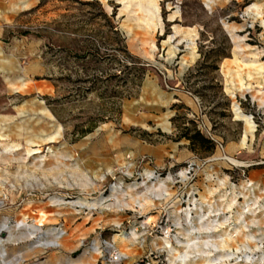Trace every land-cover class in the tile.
I'll use <instances>...</instances> for the list:
<instances>
[{
	"label": "rangeland",
	"instance_id": "1",
	"mask_svg": "<svg viewBox=\"0 0 264 264\" xmlns=\"http://www.w3.org/2000/svg\"><path fill=\"white\" fill-rule=\"evenodd\" d=\"M85 1L0 28V208L43 217L4 235L74 209L132 264H264V0Z\"/></svg>",
	"mask_w": 264,
	"mask_h": 264
},
{
	"label": "crops",
	"instance_id": "2",
	"mask_svg": "<svg viewBox=\"0 0 264 264\" xmlns=\"http://www.w3.org/2000/svg\"><path fill=\"white\" fill-rule=\"evenodd\" d=\"M36 1L0 0V28L9 15L18 13L27 4L32 5ZM121 146L127 149L133 147L130 144H121ZM146 149L145 152L149 154V149L152 148L146 147ZM77 205L80 204L78 203ZM29 213L32 214L31 216L29 215V219L34 222L38 219H43L41 213L35 208L27 211L22 206H16L10 211L8 206H3L0 208V224L12 218L13 223L10 227L12 229L16 228ZM35 213L40 216L34 215ZM79 213L74 209L53 211L51 213V217L47 218L51 222L44 224V226H51L57 221L60 225H64L65 228L61 233L63 234L61 242L48 250H43L35 242L22 240L24 236H12L10 232L4 235V231L0 229V264H112L106 260V250L104 248L98 249V246L101 245L100 238L105 236V231L103 230L105 224H98V220H90L87 216L83 217ZM116 236L119 235L116 234ZM89 240L91 241L90 245L88 244ZM53 242L56 243L55 240ZM115 247L118 250L122 248L121 246L119 248ZM27 250L30 252L29 255L25 254ZM122 253L124 256L116 264H132L140 256L139 253L132 252V250L128 252L122 251Z\"/></svg>",
	"mask_w": 264,
	"mask_h": 264
},
{
	"label": "built area",
	"instance_id": "3",
	"mask_svg": "<svg viewBox=\"0 0 264 264\" xmlns=\"http://www.w3.org/2000/svg\"><path fill=\"white\" fill-rule=\"evenodd\" d=\"M58 231L57 235L61 234L62 231L59 230L58 226L56 227ZM102 243H100L101 245L98 246V249L101 250V249H106L107 250V253H106V260L108 262H111L112 264H116L124 255L123 253L119 252L118 250H116L112 244V242L110 241H106L104 239L101 240ZM258 242V246L261 248L263 246V240H262V236L259 237L257 240ZM55 244V243H54ZM237 252H232L230 254V258L232 259V263H235V262H238V261H242V262H245L244 264H249L251 262H254V260L256 259L255 255H251L250 252H248L249 254H246V251L247 250H238V249H235ZM258 260H260V258L258 257ZM138 264V263H136ZM144 264H147V263H144Z\"/></svg>",
	"mask_w": 264,
	"mask_h": 264
},
{
	"label": "trees",
	"instance_id": "4",
	"mask_svg": "<svg viewBox=\"0 0 264 264\" xmlns=\"http://www.w3.org/2000/svg\"><path fill=\"white\" fill-rule=\"evenodd\" d=\"M89 0H86L85 2H88ZM23 32H25V31H23ZM198 49H199V53H200V56H201V58L203 59V60H206V58L209 56L208 54H209V52H214L215 51V49H213L212 47H210V48H208V49H205V50H201V48H200V46L198 47ZM216 55L217 56H219V53L218 52H216ZM212 68H214L215 67V64H213V62H212V64H209ZM191 137H196V140H199V142H201V141H204L205 140V138L198 132V131H195L192 135H191Z\"/></svg>",
	"mask_w": 264,
	"mask_h": 264
},
{
	"label": "bare ground",
	"instance_id": "5",
	"mask_svg": "<svg viewBox=\"0 0 264 264\" xmlns=\"http://www.w3.org/2000/svg\"><path fill=\"white\" fill-rule=\"evenodd\" d=\"M248 122L250 123V120H249V118H248ZM110 169H108V171H109ZM182 174V173H181ZM104 175V174H103ZM103 175H101V177L103 176ZM183 175V174H182ZM146 177H149V176H146ZM154 189V188H153ZM187 211H189V210H187ZM229 236V235H228ZM121 237H123V238H126V235L124 236V235H122ZM55 244H58L57 242L55 243ZM209 252V251H208Z\"/></svg>",
	"mask_w": 264,
	"mask_h": 264
},
{
	"label": "water",
	"instance_id": "6",
	"mask_svg": "<svg viewBox=\"0 0 264 264\" xmlns=\"http://www.w3.org/2000/svg\"><path fill=\"white\" fill-rule=\"evenodd\" d=\"M2 234V233H1Z\"/></svg>",
	"mask_w": 264,
	"mask_h": 264
}]
</instances>
